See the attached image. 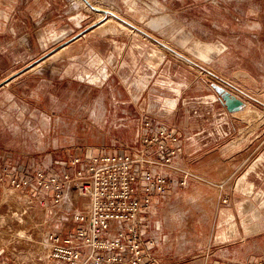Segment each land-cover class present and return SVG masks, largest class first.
Returning a JSON list of instances; mask_svg holds the SVG:
<instances>
[{"label": "rangeland", "instance_id": "1", "mask_svg": "<svg viewBox=\"0 0 264 264\" xmlns=\"http://www.w3.org/2000/svg\"><path fill=\"white\" fill-rule=\"evenodd\" d=\"M88 1L116 16L0 0V167L57 173L167 126L192 176L154 206L155 264H264V0ZM43 196L0 192V264H47L45 234L73 227L74 190L60 207Z\"/></svg>", "mask_w": 264, "mask_h": 264}, {"label": "built area", "instance_id": "2", "mask_svg": "<svg viewBox=\"0 0 264 264\" xmlns=\"http://www.w3.org/2000/svg\"><path fill=\"white\" fill-rule=\"evenodd\" d=\"M147 130L140 129L134 147L72 156L57 163V173L39 169L30 177L29 171L0 167V192L5 185L32 189L60 207L73 189L81 202L82 208L70 206L60 219L73 223L66 234L61 229L45 234L47 264H155L152 231L158 233L160 225L151 222L154 206L168 196L173 175L180 174L183 186L192 175L173 163L183 151L175 130L164 125ZM4 252L0 249V259Z\"/></svg>", "mask_w": 264, "mask_h": 264}, {"label": "crops", "instance_id": "3", "mask_svg": "<svg viewBox=\"0 0 264 264\" xmlns=\"http://www.w3.org/2000/svg\"><path fill=\"white\" fill-rule=\"evenodd\" d=\"M93 7H95V6H93ZM98 8L101 9L100 7H98ZM164 21H165V18L156 19V20L152 21L151 25H153L154 27H160ZM196 43H198V42H196ZM198 47H200V46H198ZM204 47H208V46H204ZM208 49H209L208 52H205V54H206V56H209V58L211 59L213 54L219 53L222 50V47H218V46H215V45H210L208 47ZM173 104L174 103H172L171 105H173ZM175 179H176V177H175ZM151 218H152V215H151ZM231 229H232V231L230 232V234H232L231 236L236 237L238 235L236 227L233 226ZM258 230H259L258 226H253V227L247 229V233H252L253 234V233L258 232ZM157 234L158 233L152 231V235H153L155 240H157V237H156Z\"/></svg>", "mask_w": 264, "mask_h": 264}, {"label": "water", "instance_id": "4", "mask_svg": "<svg viewBox=\"0 0 264 264\" xmlns=\"http://www.w3.org/2000/svg\"><path fill=\"white\" fill-rule=\"evenodd\" d=\"M85 2H86V4H88L90 7H91V9L93 10V11H95V12H98V13H103V14H105V15H108V14H111V13H109L108 11H106V10H103V9H97V8H94L87 0H84ZM78 39V38H77Z\"/></svg>", "mask_w": 264, "mask_h": 264}, {"label": "bare ground", "instance_id": "5", "mask_svg": "<svg viewBox=\"0 0 264 264\" xmlns=\"http://www.w3.org/2000/svg\"><path fill=\"white\" fill-rule=\"evenodd\" d=\"M87 1H88V0H87ZM88 2H89V1H88ZM89 3H90V2H89ZM96 7H97V9H99V8H98L99 6H95L94 8H96ZM106 11H107V10H106ZM108 12H109V11H108ZM109 13H111V15H112V16H114V15L116 16V14H115V13H113V12H109ZM109 20H110V19H109ZM106 22H107V21H106ZM102 24H104V23H102ZM94 116H97L95 111H94ZM234 145H235V144H234ZM234 145H233V146H234ZM237 146H238V144H237V145H235L234 147H236V148H237ZM234 147H233V148H234ZM231 148H232V147H231ZM238 148H239V147H238Z\"/></svg>", "mask_w": 264, "mask_h": 264}]
</instances>
